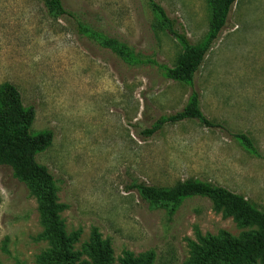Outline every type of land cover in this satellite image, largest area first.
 <instances>
[{
    "label": "rangeland",
    "instance_id": "374dc122",
    "mask_svg": "<svg viewBox=\"0 0 264 264\" xmlns=\"http://www.w3.org/2000/svg\"><path fill=\"white\" fill-rule=\"evenodd\" d=\"M191 45L209 30L206 0H154ZM67 9L137 59L81 40L42 0H0V85L13 84L32 106V132L49 130L52 144L36 155L55 178L58 221L76 235L73 264H93L96 235L111 250L110 264L129 257L151 264H190L207 238L239 240L257 231L201 196L184 199L169 215L133 187L169 188L194 179L243 196L264 211V0H237L226 26L196 75L203 115L141 131L180 112L192 87L166 78L181 44L162 27L147 0H64ZM244 133L260 156L228 134ZM41 201L8 167H0V264H44L54 250L44 236ZM224 264V263H218ZM257 264H261L259 261Z\"/></svg>",
    "mask_w": 264,
    "mask_h": 264
},
{
    "label": "trees",
    "instance_id": "16d2710c",
    "mask_svg": "<svg viewBox=\"0 0 264 264\" xmlns=\"http://www.w3.org/2000/svg\"><path fill=\"white\" fill-rule=\"evenodd\" d=\"M47 14L56 20H62L71 32L79 39L96 43L116 52L125 61L136 62L128 50L120 43L108 39L84 24L82 18L66 8L64 0H42ZM210 13L208 33L200 45H191L184 33L175 29V22L167 16L165 10L154 0H147L148 5L162 27L167 30L183 48L175 66L160 65L166 78L177 83L192 87L184 108L173 115L158 118L150 128L141 134L151 137L159 132L165 124L196 120L207 128H222L206 118L200 110L199 95L194 86L206 55L220 32L226 26L228 15L237 0H206ZM35 110L32 106L25 107L17 88L11 83L0 85V167L10 168L16 177L26 182L41 201L40 212L46 224L44 236L49 238L54 250L44 254L40 261L44 264H73L77 254L71 251V245L77 236L67 237L58 221V205L55 203V178L47 167L36 161V155L44 152L52 144L53 133L49 130L33 133L32 125ZM230 136L250 154H260L253 141L244 133H231ZM144 202L151 206L168 208L172 215L180 203L192 196L206 197L221 208L228 216H233L242 225L254 226L257 231L243 234L239 240L223 234L220 239L207 238L204 247L197 248L190 264H264V211L258 210L243 196L206 182L188 179L173 187L162 188L138 183L133 186ZM93 264H110L112 250L102 244L98 237H92L87 247ZM149 257L144 264L150 263ZM141 261L129 257L123 264H140Z\"/></svg>",
    "mask_w": 264,
    "mask_h": 264
}]
</instances>
